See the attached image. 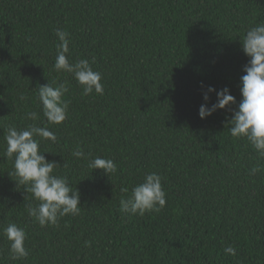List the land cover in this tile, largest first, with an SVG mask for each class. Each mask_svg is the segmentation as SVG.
Here are the masks:
<instances>
[{
  "label": "trees",
  "instance_id": "16d2710c",
  "mask_svg": "<svg viewBox=\"0 0 264 264\" xmlns=\"http://www.w3.org/2000/svg\"><path fill=\"white\" fill-rule=\"evenodd\" d=\"M261 23L264 0H0V264H264V157L226 127L249 62L240 39ZM58 28L70 60L102 74L103 95H83L73 74L55 70ZM49 83L69 88L61 125L43 116L39 85ZM207 86L230 89L237 105L201 119ZM33 123L55 133L41 150L81 194L79 214L57 225L29 216L38 202L4 155L7 128ZM77 146L84 158L72 155ZM98 156L117 171L89 168ZM152 172L166 206L121 212ZM13 222L26 231L27 258H10L3 229Z\"/></svg>",
  "mask_w": 264,
  "mask_h": 264
},
{
  "label": "clouds",
  "instance_id": "9594fccd",
  "mask_svg": "<svg viewBox=\"0 0 264 264\" xmlns=\"http://www.w3.org/2000/svg\"><path fill=\"white\" fill-rule=\"evenodd\" d=\"M57 54L54 68L58 72L73 74L75 80L82 87L85 96L93 94L103 95L104 88L102 74L94 71L88 59H80L74 63L70 60L69 33L63 29H56ZM242 51L249 58L244 67L245 74L241 77L240 88L242 100L237 109L232 113L226 127L231 125L230 133L234 138H246L252 147L264 157V23L258 24L247 30L240 39ZM205 87L202 85V88ZM69 88L66 84L52 86V84L39 85V100L42 104L43 116L47 122L54 125L63 124L69 111L70 102L65 98ZM211 94L217 100L211 103ZM23 99V97H22ZM205 103L199 108L201 119H207L218 110H229L237 105V101L224 88L217 91L211 86L203 93ZM25 118L37 121L40 116L35 111H29ZM6 151L4 155L14 160V170L9 173L15 177L18 185H24L27 194L38 203L29 205V216L34 218L41 227L57 225L61 217L77 215L81 208V194L78 188H73L67 177L55 174L61 167L56 161L46 159L41 150V140L57 141L53 131L47 126L29 124L25 129L9 126L5 133ZM76 158H84L85 153L79 146L72 152ZM88 167L102 170L106 175L117 171V166L112 159L96 157L88 161ZM252 173L257 171L253 168ZM121 191L127 192V188ZM166 192L162 185V177L157 173H148L143 182L134 186L131 195L120 201L121 212L145 215L148 212H160L166 206ZM3 234L10 244V258L18 260L27 258L29 251L26 248L27 234L24 228L16 223H9L3 229ZM226 254L233 257L237 250L233 246L224 249Z\"/></svg>",
  "mask_w": 264,
  "mask_h": 264
}]
</instances>
